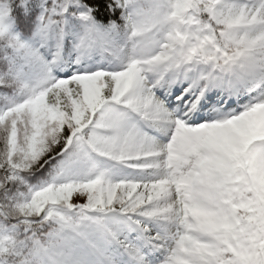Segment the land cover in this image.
<instances>
[{
	"label": "snow or ice",
	"instance_id": "obj_1",
	"mask_svg": "<svg viewBox=\"0 0 264 264\" xmlns=\"http://www.w3.org/2000/svg\"><path fill=\"white\" fill-rule=\"evenodd\" d=\"M0 264H264V0H0Z\"/></svg>",
	"mask_w": 264,
	"mask_h": 264
}]
</instances>
